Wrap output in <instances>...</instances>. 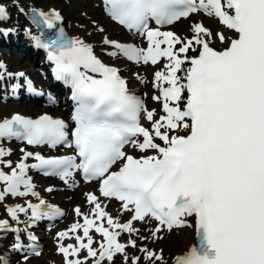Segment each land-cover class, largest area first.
Masks as SVG:
<instances>
[{
	"label": "snow or ice",
	"instance_id": "snow-or-ice-1",
	"mask_svg": "<svg viewBox=\"0 0 264 264\" xmlns=\"http://www.w3.org/2000/svg\"><path fill=\"white\" fill-rule=\"evenodd\" d=\"M106 3L114 20L146 35L148 41L145 50L105 38L103 43L117 50L109 55L152 65L161 58L168 61L164 71L154 74L159 96L152 97L162 101L166 115L154 119L155 110H148L141 99L129 94L118 70L104 65L91 46L60 36L44 47L50 50L56 79L72 89V142L68 143L64 121L47 115L35 120L14 115L0 122V138H15L32 146L74 147L79 163L71 156L46 159L37 154L34 158L39 163L31 168L42 170L45 176H59L65 183L73 169L80 171L86 182L99 181L101 196L120 201L123 210L132 214L126 223L114 221L97 202V196L86 193L87 202L94 205L95 219L84 216L83 224H73L68 231L58 233L57 239L63 241L69 238V232L83 231V236L74 237L76 246L58 244L64 264H85L79 258L69 259L78 257L82 249L87 250L88 258H94L93 264L105 260L112 264L116 254H122L127 264L125 249L135 248L136 241L129 240L125 245L117 237L121 232L138 234L133 221L155 220L157 226L151 235L158 239L157 234L165 228L171 231L174 227H192L188 217L195 220L198 242L176 256L173 264H264V0ZM198 12L218 19L237 34L236 38L214 34L201 23L191 26L190 39L149 28L150 20L161 26L172 25ZM38 15L51 26L52 17L43 12ZM6 16L5 8L0 6V19ZM216 39L222 44L229 42L228 47L214 49L211 45ZM190 50L197 55L190 57ZM186 62L191 66L184 68ZM182 71L184 75H178ZM141 114L150 127L141 124ZM178 130L187 134L181 136ZM174 132L177 134L170 135ZM157 139L165 146L156 143ZM126 145L141 153L152 149L159 156L136 159L126 155ZM9 154L0 148V158ZM30 156L25 152L11 174L0 171V183L6 185L0 192V201L8 194L37 195L31 180L25 178L29 166L23 161ZM121 160L124 164L119 171L110 172ZM4 167H11V163ZM44 203L40 200L37 205H28L33 218L51 215L41 211ZM25 211L19 206L7 208L13 220L17 213ZM52 211L63 216L58 209ZM74 211L81 215L78 207ZM104 218L107 228L96 224V220ZM6 228L7 221H0V230ZM93 228L103 237L98 249L92 247L89 235ZM140 251L145 260L164 264L161 254L147 248ZM34 254L38 256L40 252L34 250ZM138 261L139 257L133 258L131 264Z\"/></svg>",
	"mask_w": 264,
	"mask_h": 264
},
{
	"label": "bare ground",
	"instance_id": "bare-ground-1",
	"mask_svg": "<svg viewBox=\"0 0 264 264\" xmlns=\"http://www.w3.org/2000/svg\"><path fill=\"white\" fill-rule=\"evenodd\" d=\"M19 1V2H18ZM98 1V6L101 8L102 3ZM90 2H94V0H91ZM6 5L10 9V14L9 18L6 21H1L0 24V30L1 29H7L10 31L8 36L2 37L0 36V44L2 45H8L11 50V54L15 56L13 59L16 61L14 64L15 66L18 65V69L16 71H27L28 68H31L29 66L30 63L27 61L22 60L23 56L28 59L29 57H33L34 59L35 55L32 53L30 48L27 47L26 42H27V35L24 33L23 29H21V22L22 20V14L19 13V10H22L23 12H28L31 8L32 9H37L41 12H43V9H40L36 5V3L33 0H8L6 1ZM92 16L95 17L98 21V25H96L92 32L94 33H100L102 34V40H99L97 43V51L99 52V56H108L109 52H114L116 51L115 48H113L111 45H106L103 43L104 39L107 38L110 41H121L120 38L122 35L125 34V32L111 23L110 21L106 20L104 22L102 15L98 13L95 10H91ZM186 24H184L183 21H180L173 26L174 32L183 37L186 38L191 34L193 35L191 31V26L194 23H201L203 24L206 28L210 29L212 31L211 26L209 25V22L212 20L210 19H205L202 14H195L194 16H190L187 20H185ZM218 25L217 32H221L226 38L227 37H234L233 34H231L228 30L224 29L221 25L216 23ZM100 29H103V31H100ZM72 36H75L76 38H81V35L79 34H73ZM132 39H138L139 37H131ZM228 42L226 41L225 43H220L218 39H216L213 42V46L221 49L226 46ZM115 59L119 58V55L114 57ZM39 66V64H38ZM27 68V69H26ZM44 69L45 65H42L41 67H37ZM122 70H124L126 73L130 75L131 83L128 84V91L131 94L137 95L142 98V101L145 105V107L148 110H155V113L158 112V105L160 101L153 100V96H158L157 91L152 88L153 84V73L155 71H160L162 70V64L161 62L157 63L156 65H152L151 63L144 64V63H138V64H129L127 65H122L120 66ZM10 72L6 68L4 70V73ZM0 74L2 73V70L0 69ZM15 80V78L11 79ZM147 93V95L145 94ZM60 95L58 97V106H61V100L59 99ZM56 107V106H55ZM30 108V107H26ZM45 109H36L35 108V114H39L42 112H46L50 106L44 107ZM5 119H10V115L6 116H0V122H3ZM177 133H170V135H176ZM178 134H186V131L183 130H178ZM0 148L4 149L5 151L7 149H10V154L0 158V171H3L5 174H11L12 169L15 168L16 164L21 162L22 152H19L20 147H16L14 145H10L7 143H4ZM136 150V149H135ZM138 151V150H137ZM152 152L151 150H147L144 153H141L138 151V156H145V155H151ZM11 163V167H4L5 163ZM24 163L29 162V160H24ZM32 174H29L28 177H31ZM48 183L45 184H39L37 181L34 183L32 182L33 185V191L37 194L36 196L33 195H28V196H17L13 197L11 195L9 196L7 200H2L1 201V206H0V220L3 219L7 221V227L12 229L11 233H7L3 230H0V259L1 258H8L10 263L9 264H21L20 259H14L15 255L12 253L13 248L11 249L10 246L12 244L16 243L14 238L17 235H20L23 233V231L27 228H29V225L31 224V218L28 216L26 213L25 215H20L17 213V219L16 220H10L9 215L7 214V208L10 207H24V204L26 202H38L40 199H45L44 205H58L59 208L65 209L68 211V219L66 223V226H62L61 228H57L55 230H52L51 232H46L43 231L40 234V237L42 239L46 237H50L52 239V243L50 246V250L48 252V255L46 259L49 262H53V264H64V258L62 254L58 253V244H63L64 246H67L68 244H73L76 246V241L74 239L75 235H80L83 236V231L82 229H78L76 233H71L69 232V238L64 239L63 241H60L57 239L58 233L60 232H65L68 231L71 227V225L79 223L83 224V217L88 216L94 217L92 214V208L94 205L89 204L86 199V193H91L93 195L96 194V186L93 184H82L79 183L76 178L69 179L68 183H59L56 181H53L52 179ZM78 185V188L74 191L70 190V187H73L74 185ZM49 189H51L49 191ZM21 190V189H20ZM58 190H65L64 193L61 195L56 194ZM24 191V190H21ZM1 192V190H0ZM97 202L101 204V207L104 209L105 212L108 213L109 216L112 217L114 221H118L119 223L123 224L128 222L130 220V213L125 212L120 209V207L112 202V201H104L100 200L97 198ZM117 206V208H115ZM79 208L81 211V215L77 216L75 213V209ZM151 222L146 219V221L141 222V221H133V227L136 229H139V235L134 234L132 235L133 239L138 242L140 241L141 234L145 233L147 231V226ZM101 225L104 227H108L107 220L104 218L102 222H100ZM192 225V223H191ZM178 231L180 235V247L181 250L184 251L186 250L190 245L194 243V226L192 227H184L183 229L176 230ZM161 234L166 235V231H161ZM89 235L92 237L94 240V244L100 242L99 237L96 236L93 233V230H90ZM160 237V234L157 235ZM159 239V238H158ZM158 239H155L151 237V240L155 243ZM43 241H38L39 244H43ZM86 242V239L84 240ZM42 253L40 254V256ZM85 256V251L84 249L81 250V252L78 254V257H69V259L73 258H80ZM167 254L165 256L163 255V261H166ZM85 264H90V262H87Z\"/></svg>",
	"mask_w": 264,
	"mask_h": 264
},
{
	"label": "rangeland",
	"instance_id": "rangeland-1",
	"mask_svg": "<svg viewBox=\"0 0 264 264\" xmlns=\"http://www.w3.org/2000/svg\"><path fill=\"white\" fill-rule=\"evenodd\" d=\"M8 0H0V3H4ZM40 9L46 10L48 8H58L64 16L63 25L71 34H79L82 38L86 39L87 41L93 43L95 49L97 50V43L99 40H102V34L92 32L93 28L98 25V21L95 17L92 16L91 10H95L102 15L104 22L107 20L106 16L104 15L102 9L98 6L97 0L94 2H90L91 0H33ZM19 2V1H18ZM24 19V17H23ZM207 19V18H205ZM210 19V18H209ZM211 20V19H210ZM25 22V21H23ZM186 24V21H183ZM209 25L212 28V32L215 34L217 31L218 25L215 21L209 22ZM190 35V34H189ZM5 45H0V58L6 60L10 66V69L15 70L18 69V65H14L16 61H14V57L11 53H9L8 49H4ZM112 63L114 65L122 66L125 65V62H122L121 59L113 60ZM121 69V68H120ZM121 72L128 78V82L131 83V79L129 78L130 75L126 73L124 70L121 69ZM147 95V93H145ZM12 111H21L25 114H31L29 110H25V108L21 105H8V106H0V116H6ZM51 180H39L37 181L39 184H45L50 182ZM65 190H58L56 194L61 195L64 193ZM5 200L8 197L4 198ZM1 206V201H0ZM68 211H66V215L63 219H61L56 225H54L51 230L46 232H51L57 228H61L62 226H66L67 219H68ZM42 230V231H43ZM151 231H152V224H148L147 231L141 234L140 241L136 243V247L132 248L128 246L126 248V254L128 257L127 264H131L132 257H139L138 264H153L152 261H148L144 259V253L140 251V248H147L149 251L152 252H160L162 255L166 257V261L164 264H168L171 259H173L176 255L181 253L180 247V233L178 231H172L171 233H167L166 235H160L159 239L154 243L151 240ZM138 233L137 235H139ZM130 235V234H129ZM131 239H132V235ZM133 240V239H132ZM42 246L43 252L42 255L38 258H31L27 261H22L21 264H53V262H49L46 257L50 250V246L52 243V239L50 237H46L42 239ZM103 264H109V262H105ZM112 264H125L124 256H116L113 258ZM155 264H161L160 261H156Z\"/></svg>",
	"mask_w": 264,
	"mask_h": 264
}]
</instances>
